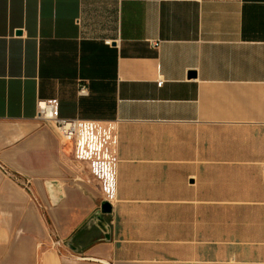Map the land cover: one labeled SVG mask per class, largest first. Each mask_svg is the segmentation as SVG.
Masks as SVG:
<instances>
[{
    "label": "crops",
    "instance_id": "crops-1",
    "mask_svg": "<svg viewBox=\"0 0 264 264\" xmlns=\"http://www.w3.org/2000/svg\"><path fill=\"white\" fill-rule=\"evenodd\" d=\"M0 264H264V0H0Z\"/></svg>",
    "mask_w": 264,
    "mask_h": 264
},
{
    "label": "built area",
    "instance_id": "built-area-1",
    "mask_svg": "<svg viewBox=\"0 0 264 264\" xmlns=\"http://www.w3.org/2000/svg\"><path fill=\"white\" fill-rule=\"evenodd\" d=\"M162 79H158L157 84L161 85ZM80 94H86V86L80 85ZM36 119L43 124H52L63 143L71 142L78 134V120L74 118H64L58 113L59 103L56 99H39L37 102Z\"/></svg>",
    "mask_w": 264,
    "mask_h": 264
},
{
    "label": "water",
    "instance_id": "water-1",
    "mask_svg": "<svg viewBox=\"0 0 264 264\" xmlns=\"http://www.w3.org/2000/svg\"><path fill=\"white\" fill-rule=\"evenodd\" d=\"M111 211V206L108 202L104 201L100 205V212L103 214H107Z\"/></svg>",
    "mask_w": 264,
    "mask_h": 264
}]
</instances>
